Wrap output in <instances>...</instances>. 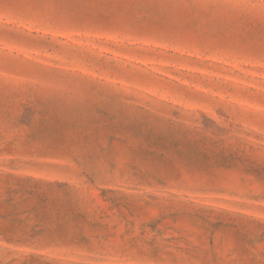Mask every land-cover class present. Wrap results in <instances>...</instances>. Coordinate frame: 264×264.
I'll return each mask as SVG.
<instances>
[{
	"label": "rangeland",
	"instance_id": "obj_1",
	"mask_svg": "<svg viewBox=\"0 0 264 264\" xmlns=\"http://www.w3.org/2000/svg\"><path fill=\"white\" fill-rule=\"evenodd\" d=\"M0 264H264V0H0Z\"/></svg>",
	"mask_w": 264,
	"mask_h": 264
}]
</instances>
